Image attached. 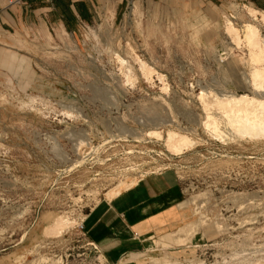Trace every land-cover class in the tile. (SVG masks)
<instances>
[{
	"label": "rangeland",
	"instance_id": "374dc122",
	"mask_svg": "<svg viewBox=\"0 0 264 264\" xmlns=\"http://www.w3.org/2000/svg\"><path fill=\"white\" fill-rule=\"evenodd\" d=\"M123 1L116 20L109 2L74 32L15 34L5 48L0 264H107L85 215L167 169L184 214L144 264H264V127L233 119L264 112V9Z\"/></svg>",
	"mask_w": 264,
	"mask_h": 264
},
{
	"label": "crops",
	"instance_id": "0c3cea01",
	"mask_svg": "<svg viewBox=\"0 0 264 264\" xmlns=\"http://www.w3.org/2000/svg\"><path fill=\"white\" fill-rule=\"evenodd\" d=\"M245 1L264 9V0ZM109 2L115 5L116 20L123 0H0V63L15 34L44 28L74 32L83 21L99 18ZM182 202L179 178L163 170L96 204L85 215L82 229L107 264H144L170 246L183 218Z\"/></svg>",
	"mask_w": 264,
	"mask_h": 264
},
{
	"label": "bare ground",
	"instance_id": "6f19581e",
	"mask_svg": "<svg viewBox=\"0 0 264 264\" xmlns=\"http://www.w3.org/2000/svg\"><path fill=\"white\" fill-rule=\"evenodd\" d=\"M246 32H247L246 37H247L248 41H250L251 43H253V45H255L256 43L254 41V38L256 35V31H255L254 27L252 25H248L246 27ZM261 52H263V51H261ZM255 76L256 77H254V80H256V78L260 77L261 75L259 73L255 72ZM259 87L261 88L262 85L260 84ZM261 89L262 90H260L261 93L259 94V96L261 98H264V88H261ZM232 101H233V99H229V102H227V105L232 103ZM258 104L264 105V101L259 102ZM230 109H233V108H230ZM230 109H227V110L231 111ZM237 111H239V113L233 114L234 115V118H233L234 121L240 122L241 124L249 125V128H251V129L264 127V112H259V114H258V113H256L255 110L251 111V110H248L246 108H244V109L243 108H239V109L237 108ZM230 116L228 115V117H230Z\"/></svg>",
	"mask_w": 264,
	"mask_h": 264
},
{
	"label": "built area",
	"instance_id": "2783aa9c",
	"mask_svg": "<svg viewBox=\"0 0 264 264\" xmlns=\"http://www.w3.org/2000/svg\"><path fill=\"white\" fill-rule=\"evenodd\" d=\"M264 12V10H262Z\"/></svg>",
	"mask_w": 264,
	"mask_h": 264
}]
</instances>
